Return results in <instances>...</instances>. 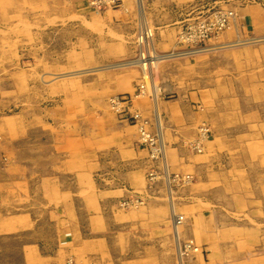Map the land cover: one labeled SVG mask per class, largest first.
<instances>
[{
	"label": "rangeland",
	"instance_id": "obj_1",
	"mask_svg": "<svg viewBox=\"0 0 264 264\" xmlns=\"http://www.w3.org/2000/svg\"><path fill=\"white\" fill-rule=\"evenodd\" d=\"M60 1H24L17 8L0 0V17L7 13L5 7L15 9L14 24L0 27V190L2 173L12 175L7 168L17 157L13 145L28 143L37 129L55 131V125L46 126L43 119L61 120L68 131L82 123L85 133L99 136L93 141L85 137V163L91 161L86 148L92 149V143L100 151L146 154L143 188L117 197L112 207L142 215L129 226L133 230L162 227L172 264H179L170 221L173 208L182 221L179 240H192L198 246V252L180 264H264V0H141V11L129 1L122 10L99 15L84 0H65L64 20L55 12ZM220 12L231 14L228 26L193 46L205 52L152 64L156 56L191 50L190 44H180L177 38L183 25L209 20ZM148 29V47L137 44L136 34ZM40 52L47 59L34 61ZM130 61L138 65H126ZM39 68L59 69L64 76H47L43 85L36 75ZM109 74H114L111 82ZM142 85L147 94L134 100L132 94ZM42 92L48 95L46 101L38 100ZM115 95L123 103L116 111L108 106ZM181 99H189L203 115L208 114L206 119L198 115L194 134L183 141L176 137L186 130L180 124L184 114L172 106ZM164 103L169 109L161 108ZM162 114L163 133L156 123V116ZM140 122L152 146L142 140ZM183 157L191 164L179 167ZM100 159L103 162L105 157ZM114 165L115 161H108L95 179L101 184L113 180L109 174ZM126 200L142 203L124 211L121 203ZM18 240L0 237V264H46L28 246L23 262Z\"/></svg>",
	"mask_w": 264,
	"mask_h": 264
},
{
	"label": "crops",
	"instance_id": "obj_2",
	"mask_svg": "<svg viewBox=\"0 0 264 264\" xmlns=\"http://www.w3.org/2000/svg\"><path fill=\"white\" fill-rule=\"evenodd\" d=\"M3 1L18 8L24 1L30 3L39 0ZM63 6L60 1V7H56L58 10L55 12L59 16L67 13ZM6 8L7 13L0 17L2 29L14 24L15 9ZM41 54L36 53L33 60L47 59L46 55L42 58ZM52 71L41 68L36 70L43 85L48 82L43 79L47 76H54L55 79L64 76L59 69ZM113 78L114 74H109L107 81L111 82ZM196 98L200 99L198 96ZM47 99L46 92L38 96L39 101ZM62 106L60 103L57 109H62ZM172 106L179 108L184 114L180 117V124L186 130L182 133L179 131L176 137L183 141L194 134L192 128L197 117L203 115L198 110L201 107L191 105L189 99L176 101ZM169 107V104H161L163 109ZM203 117L206 119L208 114L204 113ZM160 119L166 120L163 114ZM42 123L46 126L55 125V131L37 129L29 135L28 143L22 142L18 147L14 144L12 152L17 157L13 167L11 165L7 168L12 171V175L10 177L5 172L2 173L0 237L12 236L19 239L17 253L21 254V260L24 262V249L28 246L46 264H59L69 256L76 264H172V256L165 252V232L162 227L133 230L129 226L142 219V215L118 212L112 207L117 197L127 196L132 191L143 188L142 171L147 168L144 151L105 152L92 143V149L86 148L87 153L90 152L91 161L85 163L84 141L98 139L97 134L89 130L85 133L82 123H77L70 131L62 128L61 120L47 118ZM157 124L161 125V121ZM86 127L91 129L93 125ZM158 127L163 133L161 126ZM101 155L108 160L102 162L99 158ZM112 160L115 165L109 175L113 180L101 184L95 177L99 178L107 168L108 161L112 163ZM181 164L188 166L191 162L183 157L179 161V167ZM108 168L111 169L112 166L109 165ZM8 178L11 179L10 183H7ZM155 218L159 220L160 215Z\"/></svg>",
	"mask_w": 264,
	"mask_h": 264
},
{
	"label": "bare ground",
	"instance_id": "obj_3",
	"mask_svg": "<svg viewBox=\"0 0 264 264\" xmlns=\"http://www.w3.org/2000/svg\"><path fill=\"white\" fill-rule=\"evenodd\" d=\"M41 1V0H40ZM122 1V3H121V5H122V7L121 8H119L118 10H122V9H124L125 8V4L126 3H128L129 1H134L136 4H137V6H138V9L141 11V0H121ZM64 2H65V0H64ZM64 2H63V5H64ZM164 2V1H163ZM84 3L86 4V7H88V9H90V7H89V3H88V1L87 0H84ZM165 3V2H164ZM239 3H241V2H239ZM143 4V3H142ZM161 5V4H160ZM165 5H167V4H165ZM173 5V4H172ZM232 5V4H231ZM69 6V5H68ZM164 6V5H163ZM234 6V5H233ZM69 7H71V6H69ZM173 7V6H172ZM71 10V9H70ZM106 10H115V9H109V8H107V9H105V10H103V11H101V12H96L95 14H97V15H99V14H101L102 12H104V11H106ZM128 10V9H127ZM115 11H117V10H115ZM125 11V10H124ZM70 12V11H69ZM109 12V11H108ZM157 12V11H156ZM217 12H219V11H217ZM231 12V11H230ZM63 13V12H62ZM68 13V12H67ZM94 13V12H93ZM220 13H222V12H220ZM223 13H225V12H223ZM228 13V12H227ZM226 13V14H227ZM232 13V12H231ZM215 14V13H214ZM214 14H213V16H214ZM217 14V13H216ZM73 15V14H72ZM71 15V16H72ZM29 16V15H28ZM32 16V15H31ZM66 16V15H65ZM76 16V15H75ZM85 16V15H84ZM142 16V15H141ZM63 17V16H62ZM66 17H68V16H66ZM65 17V18H66ZM86 18V17H85ZM234 18V17H233ZM2 19V18H1ZM210 19V18H209ZM61 20H64V17H63V19H61ZM4 21V20H3ZM12 21V20H11ZM85 22V21H84ZM87 22V21H86ZM11 23V22H10ZM191 23V22H190ZM190 23H188V24H190ZM235 23V22H234ZM233 23V24H234ZM7 24V23H6ZM8 26V25H7ZM11 26V25H10ZM187 26V25H186ZM183 27H185L184 25H183ZM39 29V28H38ZM45 29V28H44ZM43 29V30H44ZM113 30V29H112ZM141 30V29H140ZM149 30L150 29H148L147 30V32H145V33H149ZM219 32V31H218ZM217 32V33H218ZM137 37H136V43L137 44H140V41H139V39H140V33L138 32L137 34ZM153 36V35H152ZM227 37V36H226ZM154 38V37H153ZM152 38V39H153ZM178 38V37H177ZM147 39V38H146ZM149 39V38H148ZM239 41V40H238ZM237 41V42H238ZM242 41H240L239 43H241ZM135 43V44H136ZM148 43H150V40L149 41H144V46H146L147 45V47H148ZM152 43V42H151ZM41 44V43H40ZM134 44V45H135ZM235 44H233V45H231V46H234ZM236 45H238V44H236ZM151 47V46H150ZM189 47H191V50H189V51H186V52H179V53H170V54H168V55H161V56H156L153 60H151L152 61V64H156V62L158 63V62H160L161 60H163V59H170V58H176V57H181V56H189V55H194V54H197V53H202V52H205L206 50H203V48H199V46H196V49L197 50H194V48L195 47H193V46H189ZM154 48V47H153ZM44 50V49H43ZM147 51V50H146ZM138 52V51H137ZM151 52H152V50H151ZM155 52V51H154ZM136 53V52H135ZM147 53V52H146ZM153 53V52H152ZM155 54V53H154ZM137 55V54H136ZM147 55V54H146ZM153 55V54H152ZM139 56V55H138ZM155 56V55H154ZM150 57H151V55H150ZM148 58V57H147ZM140 59V58H139ZM142 59V58H141ZM144 59H146V58H144ZM148 59H150V58H148ZM147 59V60H148ZM138 60V59H137ZM134 61V60H133ZM139 61V60H138ZM143 61V60H142ZM146 62V61H145ZM140 63V62H139ZM142 63H144V62H142ZM57 64V63H56ZM125 64V63H124ZM123 64V65H124ZM134 65V64H136V65H138V62L137 61H135V62H131L130 61V63H128V64H126V65ZM146 64V63H145ZM151 64V63H150ZM149 64V65H150ZM122 65V66H123ZM140 65V64H139ZM108 66H110V65H108ZM107 66V67H108ZM117 66V65H116ZM141 66V65H140ZM154 66V65H153ZM53 67V66H52ZM51 67V68H52ZM113 67V66H112ZM120 67V66H119ZM113 68H115V67H113ZM142 70H144V68L142 67ZM150 71V70H149ZM144 72V71H143ZM54 75V74H53ZM60 75V74H59ZM146 75V74H145ZM150 75V74H149ZM61 77V76H60ZM143 78H144V76H143ZM206 85V84H205ZM140 87H142V89H140V88H138L139 90L138 91H136V94H132L133 95V97L132 98H134V100L136 99V98H141V97H144L147 93L145 92V90H144V86L142 85V86H140ZM147 90V89H146ZM149 90H151V89H149ZM227 90H228V88H227ZM153 92L155 91V89L154 90H152ZM151 91V92H152ZM158 91V90H157ZM163 91V90H162ZM151 92H150V94H151ZM153 92H152V94H153ZM168 93V92H167ZM120 95V94H119ZM158 95V94H157ZM116 96V95H115ZM148 96V95H147ZM113 97V96H112ZM131 97V96H130ZM156 97V96H155ZM160 97V96H159ZM165 98V97H164ZM109 99H111V98H109ZM123 99V98H122ZM152 99V98H151ZM164 100V99H163ZM154 103V102H153ZM162 103V102H161ZM133 104H134V102H133ZM108 106H109V108L112 110V108H111V106H110V104H109V100H108ZM129 107H132V106H129ZM114 110V109H113ZM131 111V110H130ZM133 112V111H132ZM157 112V111H156ZM121 113V112H120ZM138 114V113H137ZM128 115V114H127ZM130 116V115H129ZM123 117V116H122ZM210 117V116H209ZM147 118V117H146ZM207 118V117H206ZM156 119H157V121H156V123H160V121H161V119H160V117L157 115L156 116ZM77 121V120H76ZM75 121V122H76ZM139 121V120H138ZM213 121V120H212ZM141 123V122H140ZM145 123V122H144ZM212 123V122H211ZM77 124V123H76ZM130 124V123H129ZM142 124V123H141ZM215 124V123H214ZM122 126V125H121ZM126 126V125H125ZM159 126V125H158ZM218 126V125H217ZM79 127V126H78ZM162 127V126H161ZM198 127V126H197ZM196 127V128H197ZM206 128V127H205ZM210 128H211V126H210ZM203 129V128H202ZM158 130H160L159 129V127H158ZM78 131V130H77ZM190 131V130H189ZM188 131V132H189ZM203 131H204V129H203ZM203 131H201V132H203ZM152 132V131H151ZM205 132V131H204ZM83 133V132H82ZM82 133H80V134H82ZM147 134H148V132H146ZM136 134H138V133H136ZM160 134V133H159ZM203 134H205V133H203ZM138 136V135H137ZM196 136H198V135H196ZM59 137V136H58ZM192 137V136H191ZM210 139V138H209ZM141 140V139H140ZM163 140V139H162ZM190 140V139H189ZM203 140V139H202ZM136 141H137V139H136ZM144 141V140H143ZM146 141V140H145ZM160 141V140H159ZM186 141V140H185ZM193 141V140H192ZM191 141V142H192ZM162 142V141H161ZM139 143V142H138ZM142 143V142H141ZM153 143V142H152ZM185 143H187V142H185ZM190 143V142H189ZM201 143V142H200ZM147 144V143H146ZM140 145V144H139ZM195 145V144H194ZM152 146V145H151ZM159 146H162V144L161 143H159ZM187 146V145H186ZM193 146V145H192ZM195 146H198V145H195ZM202 146V145H201ZM190 147V146H189ZM151 148V147H150ZM154 148V147H153ZM193 148V147H192ZM113 149V148H112ZM148 149V148H147ZM152 149V148H151ZM198 149V148H197ZM158 149H155V151H157ZM188 150V149H187ZM190 150H191V148H190ZM76 151V150H75ZM106 151V150H105ZM152 151V150H151ZM169 151V150H168ZM194 151V150H193ZM196 151V150H195ZM199 151V150H198ZM164 152V151H163ZM174 152H175V150H174ZM96 153V152H95ZM166 153V152H165ZM102 154V153H101ZM103 154H105V153H103ZM174 154V153H173ZM172 155V154H171ZM175 155V154H174ZM164 157V156H163ZM74 158H76V157H74ZM84 158V157H83ZM100 158V157H99ZM174 158V157H173ZM172 159V158H171ZM151 160V159H150ZM164 160V159H163ZM153 161V160H152ZM158 163V162H157ZM160 165H162V164H160ZM165 166V165H164ZM198 166H200L199 164H198ZM157 168H158V165H157ZM21 170V169H20ZM151 171H153V170H151ZM153 174V173H152ZM151 175V174H150ZM155 176V175H154ZM176 176V175H175ZM174 176V177H175ZM189 176V175H188ZM187 176V177H188ZM149 177V176H148ZM186 176H184V178H185ZM190 180V179H189ZM188 180V181H189ZM180 181V180H179ZM187 181V180H186ZM173 182V181H172ZM167 183V182H166ZM176 183V182H175ZM151 184V183H150ZM183 184V183H182ZM186 184H187V182H186ZM96 185V184H95ZM183 186V185H182ZM5 187V186H4ZM8 188V187H7ZM10 188V187H9ZM15 188V187H14ZM21 188H23V186L21 187ZM168 188V187H167ZM10 190V189H9ZM14 190V189H13ZM12 190V191H13ZM17 190V189H16ZM182 191V190H181ZM183 191H185V190H183ZM9 192H11V191H9ZM27 192V191H26ZM171 192V191H170ZM8 193V192H7ZM16 193V192H15ZM28 193V192H27ZM174 193V192H173ZM30 196V195H29ZM138 196V195H137ZM169 196V195H168ZM13 197H14V195H13ZM131 197V196H130ZM15 198V197H14ZM122 199V198H121ZM137 199V198H136ZM164 199V198H163ZM12 201V200H11ZM127 201V200H126ZM130 201V200H129ZM141 200H139V201H136V200H132V201H130V203H128L127 204V202H123V204L124 203H126V204H124V207L122 206V209L125 211V210H131V208L133 209V208H135V209H137L138 207H136V206H139V204H141L142 202H140ZM145 202V201H144ZM170 202H171V200H170ZM120 203H121V201L119 202V206H120ZM7 204V203H6ZM9 204H10V202H9ZM17 204H19V203H17ZM117 204V203H116ZM171 204V203H170ZM143 205V204H142ZM8 207V206H7ZM11 207V206H10ZM118 208H121V206L120 207H118ZM16 209V208H15ZM18 209H20V208H18ZM173 210H174V208H173ZM173 210H171V212H170V221H171V229H172V233H173V239L175 240V245H176V254H175V257H176V260H177V262L180 264L183 260L185 261L186 260V258H189L190 256H192V253L194 254V253H196V252H198V246L192 241V240H190L189 242H182V241H180L179 240V227L182 225V221H181V217L180 216H177V214L175 215V212L173 211ZM9 211V210H8ZM136 211V210H135ZM10 213V212H9ZM136 213V212H135ZM26 214V213H25ZM18 215V214H17ZM16 216V215H15ZM9 217V216H8ZM9 219V218H8ZM14 219V218H13ZM18 220V219H17ZM5 221V220H4ZM12 221V220H11ZM14 222H15V220H14ZM1 223V222H0ZM3 223V222H2ZM12 224V223H11ZM10 225V224H9ZM14 225H16V224H14ZM14 227V226H13ZM9 228H12V227H9ZM187 228V227H186ZM11 230V229H10ZM12 231V230H11ZM1 234V233H0ZM188 236H189V234H188ZM188 238V237H187ZM167 239V241H168V238H166ZM171 240V239H170ZM171 242V241H170ZM184 243V244H183ZM170 246V245H169ZM173 248V247H172ZM171 254H172V252H171ZM174 258V257H173ZM188 260V259H187ZM193 260V259H192ZM187 262V261H186ZM188 263V262H187ZM59 264H76V263H74V261H73V258L71 257V256H69V257H67L63 262H61V263H59Z\"/></svg>",
	"mask_w": 264,
	"mask_h": 264
},
{
	"label": "built area",
	"instance_id": "obj_4",
	"mask_svg": "<svg viewBox=\"0 0 264 264\" xmlns=\"http://www.w3.org/2000/svg\"><path fill=\"white\" fill-rule=\"evenodd\" d=\"M89 3V7L91 10H93L95 13L96 12H101L107 8L109 9H119L122 7L121 0H87ZM231 14L228 12V14L224 13H218L215 14L212 18L209 20L205 21H199V22H194L191 24H188L186 27H183V29L180 31L178 35L179 43L181 44H190V46H195L198 45L200 42H204L206 39H208L211 35L217 34L218 31L226 28L228 26V17ZM140 43H143L146 41L148 34L143 33L140 34ZM142 89V87L140 88ZM125 101V100H123ZM122 100L118 96H113L109 100V104L112 109L115 111L118 110L123 103H121ZM139 133L140 136L143 139H146V142L149 145H152V140H150L148 137L149 135L146 133L145 126L139 125ZM155 148H152V151L156 153ZM130 203V201H123ZM121 203L122 206H124V203Z\"/></svg>",
	"mask_w": 264,
	"mask_h": 264
}]
</instances>
